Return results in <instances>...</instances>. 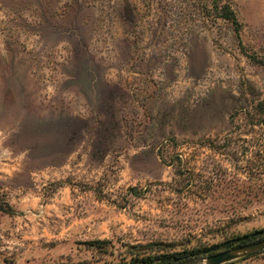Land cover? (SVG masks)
I'll list each match as a JSON object with an SVG mask.
<instances>
[{"label": "rangeland", "instance_id": "374dc122", "mask_svg": "<svg viewBox=\"0 0 264 264\" xmlns=\"http://www.w3.org/2000/svg\"><path fill=\"white\" fill-rule=\"evenodd\" d=\"M263 98L264 0H0V264L264 240Z\"/></svg>", "mask_w": 264, "mask_h": 264}, {"label": "trees", "instance_id": "16d2710c", "mask_svg": "<svg viewBox=\"0 0 264 264\" xmlns=\"http://www.w3.org/2000/svg\"><path fill=\"white\" fill-rule=\"evenodd\" d=\"M224 18L230 20L234 25H237V19L234 12L226 7L222 12ZM246 121L245 125L248 126V133L250 138L248 140L250 154L252 155L246 161L245 169L251 177H259L264 173V98L257 101V104L251 111L245 112ZM238 125L237 127H241ZM211 146H215L212 145ZM216 148V147H215ZM104 243V241L102 242ZM194 250H184L182 252H171L166 255H161V258H154L151 256H142L135 258L129 264H188L191 262L192 257L195 255Z\"/></svg>", "mask_w": 264, "mask_h": 264}, {"label": "water", "instance_id": "95a60500", "mask_svg": "<svg viewBox=\"0 0 264 264\" xmlns=\"http://www.w3.org/2000/svg\"><path fill=\"white\" fill-rule=\"evenodd\" d=\"M258 250H264V240L247 243L211 254L205 258L203 264H223Z\"/></svg>", "mask_w": 264, "mask_h": 264}]
</instances>
